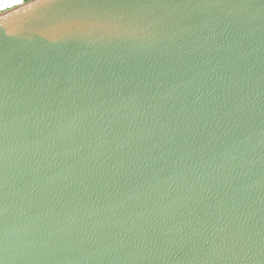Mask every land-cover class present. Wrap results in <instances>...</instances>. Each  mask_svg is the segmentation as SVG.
<instances>
[{"label":"water","instance_id":"water-1","mask_svg":"<svg viewBox=\"0 0 264 264\" xmlns=\"http://www.w3.org/2000/svg\"><path fill=\"white\" fill-rule=\"evenodd\" d=\"M0 264H264V0L0 13Z\"/></svg>","mask_w":264,"mask_h":264},{"label":"rangeland","instance_id":"rangeland-1","mask_svg":"<svg viewBox=\"0 0 264 264\" xmlns=\"http://www.w3.org/2000/svg\"><path fill=\"white\" fill-rule=\"evenodd\" d=\"M1 1H4V3H0V10H3V9H6V8H8L9 7V5L13 2H16V1H19V2H22L23 0H0V2ZM5 11H7V10H5ZM2 12H4V11H2ZM2 12H0V13H2Z\"/></svg>","mask_w":264,"mask_h":264},{"label":"crops","instance_id":"crops-1","mask_svg":"<svg viewBox=\"0 0 264 264\" xmlns=\"http://www.w3.org/2000/svg\"><path fill=\"white\" fill-rule=\"evenodd\" d=\"M24 1H22V2H19V1H16V2H12L10 5H9V7L8 8H6V9H4V10H9V9H12V8H14V7H16V6H18V5H20V4H22ZM0 3H4V1H1Z\"/></svg>","mask_w":264,"mask_h":264},{"label":"built area","instance_id":"built-area-1","mask_svg":"<svg viewBox=\"0 0 264 264\" xmlns=\"http://www.w3.org/2000/svg\"><path fill=\"white\" fill-rule=\"evenodd\" d=\"M24 1V0H23ZM2 11H5L4 9L3 10H0V12H2Z\"/></svg>","mask_w":264,"mask_h":264}]
</instances>
